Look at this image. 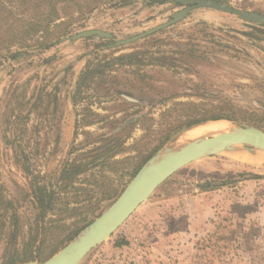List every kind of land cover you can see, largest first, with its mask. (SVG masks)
<instances>
[{"label":"rangeland","instance_id":"rangeland-1","mask_svg":"<svg viewBox=\"0 0 264 264\" xmlns=\"http://www.w3.org/2000/svg\"><path fill=\"white\" fill-rule=\"evenodd\" d=\"M239 1L230 0V5L237 7ZM248 1L251 5L247 10L264 15V0ZM182 7L171 3L146 7L137 2L120 8H101L74 23L69 33L48 49H28L16 57L11 56L13 51L0 53V215L6 213L2 202L14 200L19 243L26 238L35 213L32 204L22 200L18 188H25L32 176L22 170V165H28L33 175L38 173L45 181L54 182L62 165L74 155L69 150L84 141L86 131L91 136L115 131L114 127L130 119L146 116V123L151 124L150 136L144 137L142 143L149 149L158 143L159 135L168 131L175 115L192 105L234 117L222 120L228 127L247 124L264 131V26L229 13L196 8L180 22L157 33L126 45H114L117 40L167 21ZM86 29L103 30L111 38L71 39ZM143 50L154 57L164 55L169 66L145 67L148 78L144 79L137 72L119 71L114 74L116 78L102 82L100 90L107 89L109 96L94 93L90 105L97 113L90 117L94 123L79 126L75 136V120L81 106L72 104L71 94L87 60ZM104 115H109L112 123L101 121ZM144 133L141 123L136 124L128 143ZM261 164L248 163L228 153L209 156L176 171L144 203L164 193L191 191L194 184L231 181L219 188L225 201L212 234L205 236L206 240L201 237L199 249L206 256L223 260L221 264H264ZM245 173L262 177L244 179ZM126 181L125 177L115 182L117 194L98 202L88 211V219L106 209ZM142 206L143 203L139 207ZM139 207L130 217L136 215ZM12 211L7 209L8 214ZM123 224L79 264H106L102 249L115 241ZM8 226L9 230L14 228ZM65 233L54 234L52 240ZM5 242H0V255ZM209 244L213 247L206 249Z\"/></svg>","mask_w":264,"mask_h":264},{"label":"trees","instance_id":"trees-1","mask_svg":"<svg viewBox=\"0 0 264 264\" xmlns=\"http://www.w3.org/2000/svg\"><path fill=\"white\" fill-rule=\"evenodd\" d=\"M211 1L230 4V0ZM137 2L146 7L165 3L179 4L177 0H0V53L13 51L11 56L16 57L21 51L28 49H48L67 35L74 23L94 11L120 8ZM250 5L248 0L237 2V7L245 10ZM154 65L169 66V63H166L164 55L154 57L148 50L109 54L87 60L77 75L71 94L72 104L75 107L81 106L76 115L74 135L76 136L79 126L88 127L94 123L90 118L91 115L97 116L90 108L94 93L95 96H109L107 89L104 92L100 90L102 82L116 78L114 74L119 71L137 72L141 78H148L144 69ZM148 119L146 116L130 119L114 127L115 131L95 136L86 131L84 141L69 150L74 155L62 165L54 182L45 181L38 173L33 175L28 165L23 164L22 170L32 176L25 188H18L22 200L32 204L34 218L28 227L26 238L19 243L14 200L6 199L2 202L6 213L0 215V242H6L0 255V264L46 260L94 219H88L89 210L98 202L111 199L117 194L114 183L125 177L129 181L171 133L204 120H234V117L198 109L194 105L188 106L175 115L168 125V131L159 135L158 143L149 149L145 148L146 143H142L144 137L150 136L151 124L146 123ZM100 120L112 123L109 115L102 116ZM140 123L145 133L140 139L128 143L133 128ZM89 146L88 150L77 153ZM244 175V179L262 177L255 173ZM229 182L231 181H206L198 187L201 191L213 190L228 185ZM8 208L13 209L10 214L7 213ZM6 219L14 227L12 230L8 229ZM61 232L67 233L56 241L52 240L54 234ZM125 244V240L114 242L115 246Z\"/></svg>","mask_w":264,"mask_h":264},{"label":"water","instance_id":"water-1","mask_svg":"<svg viewBox=\"0 0 264 264\" xmlns=\"http://www.w3.org/2000/svg\"><path fill=\"white\" fill-rule=\"evenodd\" d=\"M177 2L183 7L172 13L167 21L126 39L117 40L114 45H126L157 33L166 27L180 22L190 11L196 8H209L235 15L246 22L264 24L263 14L235 7L230 4L211 0H177ZM91 36L111 38V34L103 30L86 29L72 35L71 39ZM216 120L208 119L194 123L172 134L142 164L109 206L102 210L101 213L82 228L70 241L46 260L42 262L29 261V263L27 262L25 264H79L91 250L108 239L130 217L134 210L148 200L158 186L179 169L203 158L221 153L230 154L234 150H240L252 155L264 152V131L247 124L229 125L227 131H222L214 135H205L179 147H173V144L182 133L199 124ZM261 165H264V162Z\"/></svg>","mask_w":264,"mask_h":264},{"label":"crops","instance_id":"crops-1","mask_svg":"<svg viewBox=\"0 0 264 264\" xmlns=\"http://www.w3.org/2000/svg\"><path fill=\"white\" fill-rule=\"evenodd\" d=\"M192 186L143 203L115 238L127 244L115 246L113 241L103 247L106 264H221L223 260L203 254L199 242L210 237L225 200L219 188Z\"/></svg>","mask_w":264,"mask_h":264},{"label":"bare ground","instance_id":"bare-ground-1","mask_svg":"<svg viewBox=\"0 0 264 264\" xmlns=\"http://www.w3.org/2000/svg\"><path fill=\"white\" fill-rule=\"evenodd\" d=\"M228 129L229 127L222 120L209 121L203 124H199L182 133L173 144V147H179L193 139L210 134L214 135L222 131H227ZM230 154H232L239 160L248 163L261 164L264 162V152L257 155H252L240 150H234L230 152Z\"/></svg>","mask_w":264,"mask_h":264},{"label":"flooded vegetation","instance_id":"flooded-vegetation-1","mask_svg":"<svg viewBox=\"0 0 264 264\" xmlns=\"http://www.w3.org/2000/svg\"><path fill=\"white\" fill-rule=\"evenodd\" d=\"M259 24V23H258ZM260 25H264V24H260Z\"/></svg>","mask_w":264,"mask_h":264}]
</instances>
